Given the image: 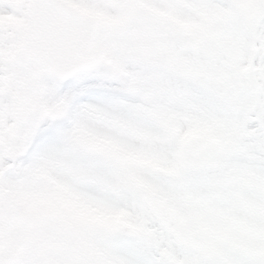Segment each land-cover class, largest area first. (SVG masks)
Segmentation results:
<instances>
[{"label": "snow or ice", "instance_id": "6c2138e0", "mask_svg": "<svg viewBox=\"0 0 264 264\" xmlns=\"http://www.w3.org/2000/svg\"><path fill=\"white\" fill-rule=\"evenodd\" d=\"M0 264H264V0H0Z\"/></svg>", "mask_w": 264, "mask_h": 264}]
</instances>
